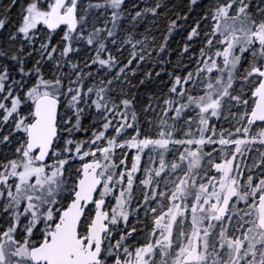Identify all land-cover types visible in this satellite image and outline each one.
Instances as JSON below:
<instances>
[{"label":"snow or ice","instance_id":"1","mask_svg":"<svg viewBox=\"0 0 264 264\" xmlns=\"http://www.w3.org/2000/svg\"><path fill=\"white\" fill-rule=\"evenodd\" d=\"M0 264H264V0H0Z\"/></svg>","mask_w":264,"mask_h":264}]
</instances>
